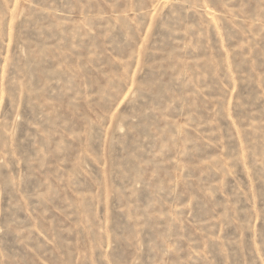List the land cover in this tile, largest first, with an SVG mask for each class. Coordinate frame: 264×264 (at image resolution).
<instances>
[{
    "label": "rangeland",
    "instance_id": "rangeland-1",
    "mask_svg": "<svg viewBox=\"0 0 264 264\" xmlns=\"http://www.w3.org/2000/svg\"><path fill=\"white\" fill-rule=\"evenodd\" d=\"M0 264H264V0H0Z\"/></svg>",
    "mask_w": 264,
    "mask_h": 264
}]
</instances>
